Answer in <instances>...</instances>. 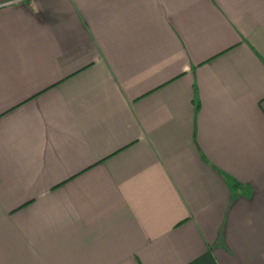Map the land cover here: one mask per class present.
<instances>
[{
  "label": "crops",
  "instance_id": "1",
  "mask_svg": "<svg viewBox=\"0 0 264 264\" xmlns=\"http://www.w3.org/2000/svg\"><path fill=\"white\" fill-rule=\"evenodd\" d=\"M0 264H264V0H0Z\"/></svg>",
  "mask_w": 264,
  "mask_h": 264
}]
</instances>
